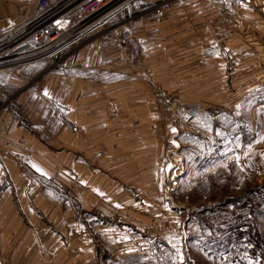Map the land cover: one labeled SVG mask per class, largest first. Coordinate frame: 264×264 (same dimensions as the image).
<instances>
[{"label": "rangeland", "instance_id": "obj_1", "mask_svg": "<svg viewBox=\"0 0 264 264\" xmlns=\"http://www.w3.org/2000/svg\"><path fill=\"white\" fill-rule=\"evenodd\" d=\"M237 1L251 2L256 17L264 20V0ZM21 3V11L31 4ZM157 3L134 0L130 17L121 11L103 29L124 47L122 24L137 36L134 22L142 8L147 6L154 20L164 17L150 11ZM92 34L65 38L58 49L28 57L25 53L49 45L38 48L20 39L3 46L6 36L0 37V70L12 69L16 77L36 65L45 69L47 84L68 80H54L55 70L67 74L69 56ZM248 35L253 58L227 60L233 67L226 72L225 88L206 91L200 99L203 110L193 104L201 92L192 96L165 87L166 79L155 76L145 54L143 71L130 68L127 59L122 62L125 87L99 73L93 77L111 85L76 94L44 90L38 87L43 76L35 72L24 73L29 89L0 94L11 102L14 126H20L14 139L2 140L5 145L0 141V168L5 153L20 149L26 136L31 154H41L36 168L28 156L13 152L17 179L0 169V189L8 192L14 211L24 214L36 238L38 230L60 236L62 258L51 253L57 264L84 263L85 247H68L83 240L94 244V264L96 250L104 251L98 254L102 264H264V85L242 95L237 91L247 79L255 86L264 83V28L255 25ZM228 93L232 97L218 101ZM231 99L236 101L225 103ZM184 106L197 109L187 122L178 116Z\"/></svg>", "mask_w": 264, "mask_h": 264}, {"label": "crops", "instance_id": "obj_2", "mask_svg": "<svg viewBox=\"0 0 264 264\" xmlns=\"http://www.w3.org/2000/svg\"><path fill=\"white\" fill-rule=\"evenodd\" d=\"M21 2L22 0H0V36L11 25L17 24L33 14L34 5L28 4L21 11V7H23ZM253 7V4L247 1L190 0L183 6H172L167 14L162 11L164 17L155 20L149 17L147 6L141 7L140 19H135L134 28H136V35L140 38L143 46L146 64L155 76L166 79V81L162 80L165 87H177L175 88L177 90L185 89L192 96H195L194 92L196 91L201 92L198 103L193 104L202 107L201 110H203L206 104L200 99L205 98V92L208 91V94H212L225 88L226 72H232L231 68L233 67L227 64V60L231 61L232 58L237 57L253 58L254 47L250 46L253 42H248L250 37L248 34L252 33L255 25L260 24L264 28V20L261 21L258 16L256 17ZM150 11L155 12L153 9ZM107 30L108 28H98L92 32L93 34L87 38L84 44L77 46L66 63V66L68 65L66 69H69L67 74L62 69L55 70L57 72H54V80L58 76L68 78V80L47 84L45 83L47 78L45 69H40V66L36 70L33 68L36 65L23 68L21 76L16 77L12 69H2L0 70V94H8V91L12 92L14 87L29 89L28 81L23 78L24 73L29 77L35 72L42 74L43 78L38 82V87L44 90L55 88L54 91L62 92L64 90L76 94L79 90L94 91V89H99L98 86L111 85L109 82L93 77L99 73L109 76V81L123 83L125 87L126 66L122 63L123 59H118L120 55H123V46L120 45V40L111 34L110 30V34L107 35ZM243 52H245V56H239ZM236 65L237 63L234 62V67ZM246 81L248 83H244L245 87L240 86L241 88L237 89V91H243L239 92V95L258 85H264V83H259L255 86L254 83L250 84L248 79ZM133 85L140 88L136 79L133 80ZM231 95L233 93H228L225 98L221 95L218 101L228 100ZM236 99L225 103H233ZM9 103L11 102L0 98V141L3 144L2 140L5 138L14 139L15 132H18L20 127L14 126L13 110L8 108ZM209 107L212 106L209 105ZM261 107L263 108L264 105ZM38 148L44 153L41 146ZM17 150L8 151L28 156L33 161V165L39 168L40 159L38 156L41 154L38 152L31 154L29 137H24L21 148ZM12 153H5L4 163L1 164L0 169L2 173H8L12 179L16 180L17 178L14 177L19 173V166ZM2 182L3 179L0 177V187ZM8 195V192L4 193L0 189V264H57L56 258H52L51 253L55 254L59 260L62 258L65 244L60 236H52L45 230L41 232L38 230L36 238L33 234L35 232L26 222L24 214L14 211ZM25 214L29 216V213L25 212ZM37 227L40 226L37 225ZM64 228L65 226L62 225L59 228L60 232L57 228L54 229L56 235H61V230ZM40 236L42 237L40 238ZM46 236L50 237V242L46 241ZM87 242L88 240L69 243L68 247H74L75 250L77 247H85V250L82 249L80 253L85 262L81 263L94 264V244ZM96 254V264H102L98 254H104V251L96 250Z\"/></svg>", "mask_w": 264, "mask_h": 264}, {"label": "built area", "instance_id": "obj_3", "mask_svg": "<svg viewBox=\"0 0 264 264\" xmlns=\"http://www.w3.org/2000/svg\"><path fill=\"white\" fill-rule=\"evenodd\" d=\"M34 5V12L31 16L21 22L11 25L0 37L6 38L15 30L24 28V34L19 38L24 43H34L38 48L51 44L55 37H60L64 31L75 29L70 38L73 40L81 39L91 34L98 28L103 27L113 20L121 11L126 10L131 16V2L123 5L116 13L110 15L106 20L99 21V17L108 12L112 6L121 4L124 0H26ZM190 0H159L152 8L155 12L167 14L172 6H183ZM71 20V21H69ZM129 21V27H130ZM126 23L122 24V32L126 31L124 39V61L127 59L128 66L136 71L144 70V50L139 38L135 36L131 29L125 28ZM128 29V31H127ZM73 36V37H72ZM5 39V38H3ZM2 39V40H3ZM69 43V42H68ZM160 98L166 95L158 92ZM197 113L193 106H184L178 110V116L183 122H187L191 116Z\"/></svg>", "mask_w": 264, "mask_h": 264}, {"label": "bare ground", "instance_id": "obj_4", "mask_svg": "<svg viewBox=\"0 0 264 264\" xmlns=\"http://www.w3.org/2000/svg\"><path fill=\"white\" fill-rule=\"evenodd\" d=\"M129 4V0H124L121 4L119 5H116L115 7H111L109 8L108 12L104 15H101L98 19L99 21H103V20H106L110 15H113L114 13H116L118 11V9H120L123 5H128ZM24 28H21V29H18V30H15L11 35H9L7 38L3 39L2 41V45L5 46V45H14L18 40L19 38L22 36V34L25 33V31L23 30ZM75 31V29H71L70 31H67V33L64 34V36L62 37H55V40L49 44V46H46L45 48H40V49H37L35 51H32V52H29V53H25L28 54L26 57L28 56H33V55H40L41 53H45L47 52V50H54V49H58L59 47H61V45L65 44L64 42H66L68 38H70V35L73 34ZM66 38V39H65ZM71 39V38H70ZM0 45V47L2 46ZM68 45V44H67ZM58 51V50H57ZM30 54H33V55H30ZM25 55H24V58H25Z\"/></svg>", "mask_w": 264, "mask_h": 264}, {"label": "trees", "instance_id": "obj_5", "mask_svg": "<svg viewBox=\"0 0 264 264\" xmlns=\"http://www.w3.org/2000/svg\"><path fill=\"white\" fill-rule=\"evenodd\" d=\"M262 104H263V102H262Z\"/></svg>", "mask_w": 264, "mask_h": 264}, {"label": "snow or ice", "instance_id": "obj_6", "mask_svg": "<svg viewBox=\"0 0 264 264\" xmlns=\"http://www.w3.org/2000/svg\"><path fill=\"white\" fill-rule=\"evenodd\" d=\"M175 131V130H174Z\"/></svg>", "mask_w": 264, "mask_h": 264}]
</instances>
